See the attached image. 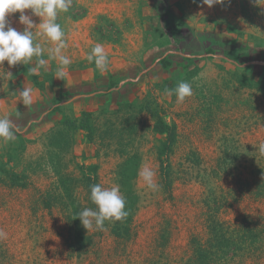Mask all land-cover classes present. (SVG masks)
Listing matches in <instances>:
<instances>
[{"label":"rangeland","instance_id":"374dc122","mask_svg":"<svg viewBox=\"0 0 264 264\" xmlns=\"http://www.w3.org/2000/svg\"><path fill=\"white\" fill-rule=\"evenodd\" d=\"M259 3L73 0L57 20L72 61L63 79L55 78L58 60L49 59L54 45L34 29L45 48L47 64L35 72L45 89L20 72L23 65L0 67V118L19 129L15 141L0 142V164L28 181L25 188L7 176L0 181V230L7 234L0 264H264ZM18 17L10 23L22 31ZM32 19L38 25L41 18ZM229 40L237 42L234 56ZM97 43L109 57L105 72L86 58ZM162 59L194 60L178 74L193 88L185 102L164 89L174 71ZM24 88L32 90L31 105L21 101ZM157 116L176 132L172 194L161 179L165 136L154 128ZM144 166L156 172L158 190L139 177ZM94 167L99 184L119 186L129 214L87 231L77 215L93 208L86 174ZM77 227L93 239L83 252L76 250Z\"/></svg>","mask_w":264,"mask_h":264},{"label":"clouds","instance_id":"9594fccd","mask_svg":"<svg viewBox=\"0 0 264 264\" xmlns=\"http://www.w3.org/2000/svg\"><path fill=\"white\" fill-rule=\"evenodd\" d=\"M260 5L259 0H255ZM225 0H203V4L209 8L216 4H223ZM73 6V0H0V67L7 61L9 66L31 65L35 59V67L31 70L36 72L37 68L45 67L47 61L43 58L45 48L36 42L34 29L39 27V35L46 37L47 41L54 45L48 49L49 59L58 60L55 78L63 79L65 69L71 65V59L63 54L68 45L65 32L58 17L67 13ZM30 10L31 14H27ZM19 13V23L23 30L18 31L10 23V17ZM32 16H37L40 23L37 25ZM88 62H94L96 69L100 72L108 70L110 61L107 52L102 44H95L87 55ZM10 74V73H9ZM32 90L24 88L20 90L21 101L24 105H31ZM177 102L183 103L186 98L193 95V88L189 82L181 81L174 89ZM19 129L9 117L0 118V142L10 143L15 141ZM258 151L264 154V143L260 144ZM139 177L147 188L156 191L159 184L156 182V172L148 166L142 167ZM90 200L95 208H84L79 217L82 226L88 231L95 228L103 230L105 221H123L128 216L126 200L121 194L118 185L103 187L101 184L90 186ZM6 233L0 230V239L6 238Z\"/></svg>","mask_w":264,"mask_h":264},{"label":"trees","instance_id":"16d2710c","mask_svg":"<svg viewBox=\"0 0 264 264\" xmlns=\"http://www.w3.org/2000/svg\"><path fill=\"white\" fill-rule=\"evenodd\" d=\"M230 42L232 44H231L229 53L227 54L229 56H234L238 48L237 42L234 40H229L228 43ZM242 48L243 47H241L240 50ZM242 50H245V48H243ZM190 61L193 63L194 60L190 59ZM161 62L166 63L167 68H172V70L174 71V79H172L174 83H171L170 80L166 79L164 81V89H167V90L175 89L176 86L179 84L178 74L182 73L180 71L184 69H188L189 66L191 65V62L183 64V63H178L176 61L174 62L168 61L167 59H162ZM32 68L33 67L31 65H23V67L20 69V72L26 73L36 87H38L40 90H44L45 81L40 79L39 75L31 70ZM113 84L114 83H112L111 86H113ZM87 114L88 113L84 112L83 120L86 123L85 127H89ZM154 128L156 132L165 136V142L159 150L158 159L160 163L161 179H162L163 187L166 192H168L169 194H172L173 181H172L171 170H170L169 155L173 151V146L176 141L175 128L173 125H170L168 122H166L161 116L156 117ZM6 176L11 180L12 185L21 186L23 188L27 187L28 181L26 180L27 176L25 174L11 172L9 169L5 167V165L0 164V181H4ZM97 183H99L98 175H97V170L94 167V170L92 172L86 174V187H87L89 197H90V186L93 184H97ZM91 204H92V207L95 208V205L92 202ZM77 228L79 230V233L76 234V241H75L76 250L78 252H83L87 250L86 245L89 244L91 240L93 239L91 235H85V233L82 232V229H79V227Z\"/></svg>","mask_w":264,"mask_h":264},{"label":"crops","instance_id":"0c3cea01","mask_svg":"<svg viewBox=\"0 0 264 264\" xmlns=\"http://www.w3.org/2000/svg\"><path fill=\"white\" fill-rule=\"evenodd\" d=\"M79 70V69H78ZM83 70L76 71V74L79 75L80 73H83ZM86 74V72H84Z\"/></svg>","mask_w":264,"mask_h":264}]
</instances>
